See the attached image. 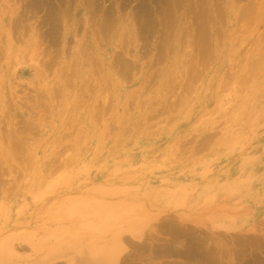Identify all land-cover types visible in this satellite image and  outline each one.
<instances>
[{
  "label": "rangeland",
  "instance_id": "rangeland-1",
  "mask_svg": "<svg viewBox=\"0 0 264 264\" xmlns=\"http://www.w3.org/2000/svg\"><path fill=\"white\" fill-rule=\"evenodd\" d=\"M17 1L0 0V24L2 23L0 25V46H2L1 48L3 49V51H1L2 49L0 50L2 55V59L0 61L3 62L2 64L0 63V182L4 179L2 182L3 185L0 184V264H47L48 262H51L49 264H84L85 261H94V259L98 256L103 259L100 261V263H102L105 259L111 260L110 257H112L111 255L114 251V246H120V243H122L118 242V236H127V240L128 238L131 240H129L130 243L126 240L127 242L123 245L125 246V249H127L126 251L128 253L130 252L132 257L135 258L136 254L139 253L137 251V246H139L140 243H144L146 241L152 242L153 240L155 243L163 241L159 238L170 239L169 234L166 231L164 232V228L166 230L165 226L170 223L172 226L175 225L174 228L180 226L182 228L184 226L189 228L190 226L189 229L197 233H200L201 231V233H203L204 231V234L209 237L211 234L212 236L215 235L213 244L219 242L226 246H231L230 238H242L245 237L244 234L249 235L260 230L264 232V225L262 226V223L264 224V39L262 37V34H264V32H262L264 31V24L262 25V23H264V6H261L263 4L257 6L258 2H264V0H254L255 2H253V0H242L243 2L241 0H205V2L204 0H200L201 3L199 0H195V2H193L195 4H193L191 0H164L165 2L163 0H152L153 4L157 1L154 5L160 4L158 7L150 4L152 2L149 0L148 3L154 8L145 3L147 0H144L145 2L141 0L145 3V13L142 12L143 14H141L142 4L140 5L139 3L142 2H140V0H98L99 2L97 7H99V10L102 11V8H107L108 10L103 9V11L100 12L95 6L96 9H94V13L91 11L93 10L92 7H94V0H90L93 4L89 0H87L88 3L86 0H80V2L79 0H70L73 2L76 1L73 4H76L77 6L71 5L69 0H54L55 3L54 1L52 2L55 7L58 4L60 6L63 5V7L65 5V8L61 7L62 11H65L63 14L65 19L63 18L59 21L60 25L58 27L60 28H58L56 38H51V35H46L48 34L47 31L51 34L53 23L49 21V24L46 20L44 21V19L47 18L48 13L46 11L47 8L45 6H43L44 8L42 7V3H40L41 8H38L39 14L37 13V15L32 13L33 11L31 8L28 9L35 0H33V2L32 0L31 2H28L29 0H22L18 4L16 3ZM57 1L64 2L63 4L61 2V5L60 3H57ZM187 1L191 5H196L197 8L198 5L203 4V2L206 4H203L202 7L200 6L202 8L201 11L198 10L200 8L196 9L194 7L197 10V13H195L196 11H193L195 9L191 10V5H188L189 3ZM27 2L30 6H28ZM78 2L83 5L81 6L80 4H77ZM89 2L92 5H89ZM181 2L183 3L181 4ZM251 2H253L252 4H256L255 8ZM26 3L27 5H24ZM84 3H87L86 6L89 10L85 9L87 7H85ZM179 3L182 5L180 8V5H178ZM13 4H15L16 7H14ZM69 4L73 6L71 8V11L73 12L67 10L71 7ZM95 4L97 5L96 2ZM68 5L70 7L67 8ZM139 5L141 8H139ZM248 5L251 8V10L248 9L249 12L247 11ZM23 6L27 7L24 8ZM89 6L91 7L89 8ZM21 7L25 10L20 9ZM259 7L262 10L258 9ZM16 8H19V14L22 13L21 15L24 14L25 16L27 14V17H25L26 20L31 14L34 15H31L33 20L30 18V21L27 20L28 22H24V16L19 15L21 18L23 17L22 19L20 18V21L18 13L13 15L20 21H14V26L16 23H23L21 25L24 27L20 25L23 28L19 25V27H17L16 25L15 28L19 29H16L18 35L16 32L15 35L22 37L24 41L22 38L19 37L22 40L21 41L15 36V38L20 40V43H23L20 44L18 40L15 42V40H13L15 38H13L14 36L12 34L10 39L14 43H12L9 50L7 40L10 39L8 38L9 31L7 29L13 25H10L11 23H9V18L11 17L10 15L12 14V11ZM147 8L150 11L153 10L152 15ZM167 8L168 10L166 11ZM221 8L225 14L222 12ZM41 9L43 11L40 12ZM104 10H107V14L104 13ZM170 10H172V12H168ZM186 10L188 12L190 10L191 11L189 13L186 12V14ZM220 10L223 15L220 14ZM88 11H91V13ZM98 11L99 13H104L102 14L103 17L101 15L96 17L99 14ZM147 11L149 13H147ZM157 11H159V13H157ZM205 11H207L206 14ZM160 12L162 13L161 16L159 15ZM86 13L91 14L92 16L94 15L95 20L93 21L92 19L94 18ZM95 13L98 14L96 15ZM113 13L115 14V17L113 15H109ZM121 13L125 18L121 16ZM146 13L149 14L150 17L149 15L148 17L145 16ZM245 13H247V15ZM43 14L45 17L41 19ZM140 14L142 16H140ZM188 14L190 15L187 17ZM7 15H9V17ZM133 16H135L134 20L136 21H132L134 18ZM151 16L157 20L154 21ZM169 16L171 18L173 16V20L169 18ZM105 17L110 18V20ZM14 18L15 17H13V19ZM99 18H101L100 21ZM102 18L109 21H102ZM111 18H116L117 20L115 21ZM5 19L8 21L7 24L4 21ZM37 19L39 20L38 24ZM82 19L84 21H81L83 26L79 22ZM97 19L99 21V25L96 21ZM187 19L189 24L187 23ZM137 20H139V22L142 20L146 21V24L143 23L144 21L141 22V25H144V27H141L140 25V27L144 30L138 27L143 32L136 29L139 25ZM195 20L197 23H195ZM156 21L158 22L153 23ZM61 22L63 23L61 24ZM103 22L106 24L105 26ZM111 22L113 26L111 25ZM29 23L30 25H28ZM89 23L93 24V27ZM109 23L112 26V31H110L111 26ZM113 23H115V25ZM186 23L188 26H186ZM8 24L10 25L9 27H7ZM48 24L51 26L49 27ZM107 24L109 25V28L107 27ZM157 24L158 26H156ZM202 24H207L206 26L208 28L204 25L202 26ZM250 24H253V27H251ZM31 25H33V28ZM101 25L104 26L105 29H103ZM168 25L175 26H172L174 31ZM199 25L203 28L201 27L202 30L200 29V31H197L196 27L200 28ZM254 25L256 26L254 27ZM40 26L42 27L41 30ZM4 27L5 30H7L6 32ZM91 27L92 30L95 27L98 31H94V34H91ZM145 27H148L151 31L152 29L155 30L151 32ZM164 27L165 29H163ZM166 27L168 29H166ZM205 27L209 30H206ZM24 28L28 32L26 33L28 36L25 34L26 38L23 35L24 32H26ZM186 28L189 29V31ZM18 30L20 31L18 32ZM130 30L132 31V34L134 33L133 36ZM162 30L164 32L162 34H164L163 36L165 37L164 41L166 44L162 41L160 42V36H162L160 34ZM185 30H187V32ZM195 30L197 32H195ZM107 31H110L112 35ZM145 31L148 34H146ZM169 31H171V33H169ZM11 32L13 33V29H11ZM39 32L42 35H40ZM77 32H79V34ZM96 32L99 34L96 35ZM102 32L107 33V37H105L106 35L102 34ZM182 32L185 33V35ZM36 33L40 35V38ZM85 33L89 34L86 36ZM138 33L140 35L146 34L147 36L143 37L144 35H142V39L141 37H138ZM186 33L188 35H186ZM260 33H262L261 36H258ZM3 34H5L4 37L6 36L5 38L2 37L4 40L6 39L4 42L1 39ZM65 34H68L67 37L64 36ZM148 35L152 36L149 37ZM85 36L90 40L91 44H89V46V42L87 43L89 40H87ZM97 36L101 39L102 44L98 43L100 42L98 41L99 39L96 40L98 38ZM41 37L46 40L44 39L45 41L43 42ZM91 37L92 40L94 39L95 41H92ZM204 37H207L208 39H203ZM32 38H35L34 40L38 38V42L32 41ZM124 38L128 47L123 46L125 45ZM144 38L146 42L144 41L143 43L141 41L144 40ZM146 38L149 39V42ZM39 39H41V42H39ZM69 39L71 40L69 41ZM138 39L141 41H138ZM197 40L198 43H196ZM205 40L206 43L207 40H210V43L205 44ZM83 41L85 44H83ZM1 42H3V44ZM33 42H35V45ZM36 42L39 45L40 43L45 44H43L41 48L38 47L39 45L36 48ZM67 42H71L70 45H67ZM136 43L139 46L136 47ZM158 43L163 44L156 48ZM197 44L198 47L196 46ZM91 45L96 49V51L91 47ZM129 45L131 47H129ZM50 46L52 52H49ZM87 46L88 48H86ZM32 47L40 50L37 51L35 49L36 51L34 50V54ZM163 47L166 49H163L165 54L163 52L158 55L157 49L159 48L158 51L160 52V49ZM57 48L59 50H57ZM131 48H134V52L128 51L131 50ZM17 49H20L18 50V53L15 52ZM84 49H87L85 51L87 55L84 53ZM171 49L173 50V53L170 52ZM203 49L205 50L202 51V54L205 52V54L207 53L206 55L209 56V53L212 52V55L210 54V59L213 58L212 62L209 60V57L207 60H205L206 56L203 58L204 55L202 56L200 53ZM47 50L49 52L48 54L53 53L54 51H58L60 54L58 53V55H56L57 52H55V54L53 53V56L49 55L50 58H53L50 59L47 55ZM92 50L95 52L97 57L96 58L94 56V60H96L95 62L93 61L96 67L95 69L92 64L93 56L89 55L90 53L94 55ZM121 50L123 51V54H125V58L128 57V59L126 58L128 61H134L131 64L133 65L132 67H125L130 64V61L128 62L129 64L126 61V63L124 62L125 58L120 56L122 52L119 51ZM22 51L25 52L23 53ZM30 51L33 54L30 53ZM41 51H46V53L40 54ZM68 51L70 52L67 55ZM141 51H144L143 53L147 51L148 53L146 52V54H143ZM39 54L40 56L45 54V59H43L42 56L39 57ZM118 54L119 58L117 57ZM15 55L17 57L16 61L14 57ZM27 55L30 56V59ZM34 55L36 58L37 56L41 58L44 65L39 63L42 62L40 61L41 59H36ZM55 55L57 58H55ZM201 56L206 61H204L205 63H207V61L210 62L207 64L204 63V65H208V68L204 66L207 70L204 68L202 69L203 65L200 67L198 66V63H203V60L199 58ZM114 57L117 60L119 59L118 61L121 60V62H124L126 65L124 64V67H122V65L120 67L121 63L119 62V64L117 60L114 61ZM121 57L123 58V61ZM47 59L50 60L45 63ZM98 61L102 62L101 65ZM12 62L16 64L13 65ZM135 62H138V67ZM257 63L258 65H256ZM48 65H54L53 67L55 68L53 69V67L50 66L53 69L52 70ZM262 65V70L257 72V69ZM13 66H15V70L12 69ZM45 66L49 67L47 68L48 70H51L50 78L49 74L47 76L49 71L45 70ZM69 66L71 67L69 68ZM63 72L65 73L64 77H62ZM199 72L200 74H203L200 75ZM123 73L130 76V78H125L127 76L122 77L124 75ZM128 73L132 75H129ZM193 73L197 75V78L194 77L195 75ZM255 73L259 74L258 76L255 75V77H258L255 78L256 80L252 79L254 78ZM42 74H45L46 78L45 76L43 77ZM66 75L67 78H65ZM198 76L200 77V80ZM186 77L188 80L184 79ZM228 77L230 79H228ZM43 78L45 79L43 80ZM88 79L90 80L89 82ZM183 79L184 81L182 82ZM39 80L41 81V85L38 87V83L40 84V82H38ZM232 80H235V84ZM259 80L261 82H259ZM74 82L76 84H74ZM93 83V87H100L97 89L92 88L91 84ZM107 83H109L111 87ZM89 86H91V88ZM229 86H232L230 88L234 89H236V86L237 91L229 89ZM56 87L58 88V91L56 90ZM107 88L109 91H106V93H111L109 94L111 96L108 94L105 95L109 96L106 97L109 100L108 105H110L109 102L112 104L110 109H106V107L109 106H105L107 101L103 98L105 96L101 97L105 89L108 90ZM247 89H250V91ZM54 90L57 91V95H55L56 92ZM7 94L9 95V100H6L8 97ZM13 94L15 96H13ZM38 94L43 95L38 97ZM180 94L183 95L181 96ZM14 97H16L17 100L20 98V100L17 101ZM47 97L49 99H47ZM28 98L31 99L33 103L29 101ZM110 98L113 102L110 101ZM23 100L24 102H22V105L19 101ZM243 100H245V103H243ZM10 101H12V106L14 104L12 107L14 111L11 110ZM104 101L105 103H103ZM24 103L28 104L29 107ZM41 103H43V105ZM44 104H46L45 107H47V109L43 108ZM99 104H101V106ZM8 106L10 108L9 110ZM30 109L31 112H36L37 118L35 117L36 115H34V112L33 114L30 112ZM99 109H102L103 112L100 110L102 115L104 113L103 116L100 115V117H102L100 119H98L99 115H96ZM230 109L233 112H231ZM7 110L9 113L11 111L12 117L8 116L10 114H8ZM42 110L44 113L41 112ZM76 110L78 111L76 112ZM17 111H19V113ZM104 111L107 113L109 111V113L107 114ZM77 113L78 117L76 116ZM15 114L17 115V118ZM18 114L19 116L21 114L23 118L19 117ZM41 114L43 116L44 114L47 115L50 119H45L46 116L41 118ZM95 115L97 119L95 118ZM20 118L22 119L20 120ZM34 118H36V120H34ZM103 119L105 122H103ZM4 120L6 121L4 122ZM26 120L31 124H29L30 127L33 125L31 128L29 127V131L25 124ZM100 120L102 124L101 122H98ZM225 121L226 123L228 122V124H230V122L232 124L228 126V124H225ZM16 122H20V128L16 125ZM114 122L117 123L113 124ZM21 123L24 124L21 125ZM111 124V127L114 128V125L117 127L113 130L110 127ZM62 125L63 128H61ZM100 125L102 126L100 127ZM4 126H6L5 128L7 130ZM2 127L6 130L4 131L5 135L3 134ZM22 127L26 128L25 132L23 131L25 128ZM21 129L23 130L21 131ZM109 129L110 131L112 130V132H109ZM33 130L36 133L39 131V133L34 134ZM11 131L16 137H18L17 139L22 140L24 136L25 139L28 138V141L25 142L26 144L24 143L25 146L21 145L23 144V139L19 148L25 152L22 153L21 150L19 153L17 152L19 144H16V142L19 140L17 141ZM19 131L24 132L26 135L20 133ZM221 131L222 133H220ZM16 132H19L21 135L19 136V133L17 135ZM64 134H67V136ZM4 136H6V141L3 140ZM63 136L64 138H62ZM62 139L63 141H61ZM200 141L202 143L200 144L201 146L199 145ZM16 145H18V147ZM13 146L14 149H12ZM22 146L24 149H22ZM64 146H67V150L68 148L71 149L67 151L65 150L66 148H64V151H66L64 152L62 151ZM15 149L17 150V153L13 152ZM67 152H69V154H66ZM18 154L22 158H20ZM14 156H16L17 159ZM18 160H22L20 161L21 163ZM15 167L17 168L15 169ZM14 170L17 171L15 172ZM46 171L48 172L46 173ZM3 172L4 174H2ZM68 177L70 178L68 179ZM112 189H114L113 192L115 191V194L112 193V191L110 192ZM125 191L127 193H125ZM94 197L97 198L98 202L103 201L105 204H111V207H113L110 208L112 213H110L111 211H109V209H106L107 211L105 212L108 213L109 211L110 215L106 214V217L105 215L103 216L105 218L102 219V227L100 230L99 228L98 231L92 227L87 228L85 226L90 225V223H85L86 225L82 224L86 229V231H84L85 229H83L81 224L73 223L71 221L70 218L72 215L70 214H75L76 212L71 209L72 206L69 207V204L70 202H79L81 199H95ZM125 199L128 201L126 202L127 204L130 202L129 200L132 201L130 204L131 206H135L136 203H139L142 204L141 206H144V208L139 210L141 207L139 206L140 208L138 209L136 208L138 205H136V212H133L134 208H131L132 210L129 209L130 212L129 210H126V212L128 211L127 213L124 212L125 210H121V214L119 213V216L117 215L119 212V208L117 206L119 204L123 205L126 201ZM113 201H116L117 204L116 202L112 203ZM69 210H71V212ZM96 212L98 213L97 210ZM101 212H104L103 208H101ZM109 217H112L113 221L112 218L109 219ZM103 221H106V223ZM91 222H93V220H91ZM83 233H86V237L80 235ZM233 234L237 235L233 236ZM252 235H249V237ZM224 239L228 241V244ZM155 243L153 245H155ZM126 251L124 250L123 255L127 254ZM144 252L142 256L139 254L136 257L138 260L136 262L137 264H163L165 261L166 264H172L170 262L176 261L174 259H167L164 261L163 257L151 255L149 250L148 252L147 250ZM143 255L146 256V260H144L145 257Z\"/></svg>",
  "mask_w": 264,
  "mask_h": 264
},
{
  "label": "bare ground",
  "instance_id": "bare-ground-1",
  "mask_svg": "<svg viewBox=\"0 0 264 264\" xmlns=\"http://www.w3.org/2000/svg\"><path fill=\"white\" fill-rule=\"evenodd\" d=\"M5 1V0H4ZM12 1V0H11ZM17 1V0H16ZM20 1H22V0H20ZM20 1H17L16 3L18 4ZM24 1V0H23ZM28 1V0H27ZM52 1H54V0H35L34 2H33V0H32V2H33V4H31V6L29 5V3L28 2H31V0H29L27 3H28V6H30L28 9H32V13H34V14H37L38 13V8H41V5H42V7L43 6H45L46 8V11H47V13H48V15H47V18L46 19H44V21L46 20L47 21V23H49V21L51 22V23H53V25H52V31H51V34H49V31H47V33L48 34H46V35H51V38L53 37V38H56V34H57V31H58V28H60V27H58L59 25H60V23H59V21H60V19H63L64 18V13H65V11L63 12L62 11V8L61 7H63V2L64 1H66V0H64L63 2H62V4H61V2L59 1H57V3H60L62 6H60L59 4V6L58 5H56V7H55V5H54V3H55V1H54V3L52 2ZM70 1V0H69ZM76 1H78V0H76ZM75 1V2H76ZM82 1V0H81ZM90 1V0H89ZM93 1V0H92ZM92 1H90L91 3H92ZM102 1V0H101ZM106 1V0H105ZM118 1V0H117ZM144 1V0H143ZM148 1L149 0H147V2H145L146 4H148L149 6H151L150 4H153V1L151 0V2L152 3H148ZM159 1V0H158ZM164 1V0H163ZM168 1V0H167ZM190 1V0H189ZM192 1V3L193 2H195V0L193 1V0H191ZM198 1V0H197ZM240 1V0H239ZM242 1V0H241ZM248 1V0H247ZM9 2V1H8ZM75 2H73V1H70L69 3H71V5H76V4H73V3H75ZM79 2H80V0H79ZM77 3V4H80V3ZM85 2V1H84ZM86 2L88 3V1L86 0ZM89 2V3H90ZM95 2L97 3V5L95 4ZM98 0L97 1H95L94 0V7H92L93 8V10H91L92 11V13H94L95 12V10L94 9H96L95 8V6L97 7L98 6ZM140 2H142L141 0H140ZM157 2V1H156ZM155 2V3H156ZM162 2V1H161ZM165 2V1H164ZM188 2V1H187ZM199 2H200V0H199ZM204 2H205V0H204ZM203 2V4H206V3H204ZM214 2V1H213ZM224 2V1H223ZM237 2V1H236ZM243 2V1H242ZM253 2H255L254 0H253ZM253 2H251V4L253 3ZM14 3H15V1H14ZM24 3V2H23ZM27 3L26 4H24V5H27ZM40 3H42L41 5H40ZM56 3V4H57ZM68 3V2H67ZM86 3V4H87ZM89 4V5H92V4ZM103 3V2H102ZM139 3V2H138ZM145 3H139L140 5L142 4V8L140 7V5H139V8H141L142 9V11H141V14H143V13H145ZM154 3V4H155ZM159 3V2H158ZM183 2H181V4H182ZM185 3V2H184ZM189 3V2H188ZM201 3V2H200ZM260 3V4H259ZM4 4V3H3ZM9 5H11L10 3H8ZM21 4V3H20ZM66 4V3H65ZM86 4L84 3V5H85V7H87L86 6ZM153 4V6H157L158 7V5H160V4H158V5H154ZM162 4V3H161ZM193 4H195V3H193ZM192 4V5H193ZM196 4H199V3H196ZM203 4H201V5H198V8H200V9H198L197 7H196V5H191L190 3L188 4V5H191L189 8L191 9V10H193V9H198L199 11H201V7L203 6ZM213 4V3H212ZM247 4V3H246ZM250 4V5H251ZM261 4H263V5H261ZM14 5V7H16L15 6V4H13ZM70 5V4H69ZM67 6V8L68 7H70V6ZM81 5V4H80ZM83 5V4H82ZM81 5V6H82ZM101 5V4H100ZM176 5V4H175ZM178 5H180V3L178 4ZM215 5V4H214ZM253 6H254V8L256 7L255 5V3L254 4H252ZM258 5H261L262 7L264 6V2L263 1H261V2H258L257 3V6ZM22 6V5H21ZM38 6H40V7H38ZM77 6V5H76ZM76 6H74V7H76ZM149 6H148V8H149ZM153 6H151L152 8H154ZM177 6V5H176ZM182 5H180L179 6V8L181 7ZM201 6V7H200ZM217 6H219V5H217ZM17 7H18V5H17ZM24 8H26L25 6H23ZM23 7H21L20 9H23V10H25ZM73 6H71L70 7V9L68 8L67 10H70L71 11V8H72ZM91 6H89V8H90ZM102 7V6H101ZM113 7V6H112ZM120 7V6H119ZM122 7H123V5H122ZM136 7V6H135ZM134 7V8H135ZM147 7V6H146ZM156 7V8H157ZM195 7V8H194ZM219 7H221V6H219ZM7 8V7H6ZM44 8V7H43ZM63 8H65V5H64V7ZM77 8V7H76ZM82 8V7H81ZM98 8V10H99V7H97ZM124 8V7H123ZM147 8V9H148ZM170 8H171V6H170ZM188 8V9H189ZM217 8V7H216ZM234 8V7H233ZM44 9V10H45ZM82 9H84V8H82ZM85 9H88V7L87 8H85ZM103 9H107V8H102V11H103ZM111 9V8H110ZM138 9V8H137ZM150 9V8H149ZM148 9V10H149ZM173 9V8H172ZM193 10V11H196L195 13H197V10ZM218 9V8H217ZM220 9V8H219ZM248 9H250L251 10V8L249 7V5L247 6V11H248ZM258 9H261L260 7L258 8ZM11 10V9H10ZM18 10H19V8H16L14 11H12V14L10 15L11 17L9 18V23H11L10 25H12L13 24V22L14 21H16V22H18L19 20H20V18L21 17H19V15L20 16H24V18L25 17H27V14H26V16L23 14V15H21L22 13H18ZM27 10V9H26ZM64 10V9H63ZM89 10V9H88ZM108 10V9H107ZM106 10V11H107ZM151 10V9H150ZM149 10V12H151V15H152V12H153V10L152 11H150ZM156 10V9H155ZM158 10V9H157ZM161 10V9H160ZM168 10V8L166 9V11ZM179 10V9H178ZM190 10V11H191ZM215 10V9H214ZM221 10H222V8H221ZM221 10H220V14L223 12V10H222V12H221ZM239 10V9H238ZM252 10H254V9H252ZM262 10V9H261ZM4 11V10H3ZM28 11V10H27ZM30 11V10H29ZM41 11H43L42 9L40 10V12ZM75 11V10H74ZM91 11H88V12H90L91 13ZM94 11V12H93ZM100 11V10H99ZM99 11H98V13H99ZM102 11H100V12H102ZM105 10H104V13H106L107 14V12H106ZM111 11V10H110ZM115 11V10H114ZM113 11V12H114ZM140 11H139V13H140ZM189 11V12H190ZM192 11V12H193ZM218 11V10H217ZM7 12V11H6ZM8 12H9V10H8ZM71 12H73V11H71ZM84 12H85V10H84ZM118 12V11H117ZM120 12H122V11H120ZM119 12V13H120ZM136 12H137V10H136ZM143 12V13H142ZM148 11H147V13H149ZM162 12V11H161ZM160 12V16H161V13ZM168 12H172V10H170V11H168ZM167 12V13H168ZM177 12V11H176ZM189 13L187 10L185 11V13ZM206 12L207 11H205V14H206ZM209 12V11H208ZM249 12V11H248ZM10 13H11V11H10ZM16 13H18V18H19V20H18V18H16V16H13L14 14H16ZM30 13V12H29ZM46 13V12H45ZM98 13H95L96 15L98 14ZM104 13H99L98 14V16H96V17H99V15H101L102 16V14H104ZM115 13V12H114ZM109 14V15H115V14ZM118 13V14H119ZM138 13V14H139ZM146 13V15L145 16H147L148 17V15L149 14H147ZM157 13H159V11H157ZM180 13V12H179ZM186 13V14H187ZM194 13V12H193ZM194 13V14H195ZM217 13H219V12H217ZM224 13V12H223ZM251 13V12H250ZM259 13V12H258ZM6 14V13H5ZM34 14H31L32 16L34 15ZM39 14V13H38ZM37 14V15H38ZM69 14V13H68ZM71 14H73V13H71ZM76 14H77V12H76ZM76 14H74V15H76ZM79 14V13H78ZM86 14H88V13H86ZM122 14V13H121ZM140 14V16H142ZM172 14V13H171ZM170 14V15H171ZM174 14V13H173ZM181 14V13H180ZM225 14V13H224ZM246 15H247V13H245ZM9 15H7L8 17H9ZM31 15H30V17L27 19V20H29L30 21V18L32 19V17H31ZM73 15V16H74ZM88 15H91V14H88ZM137 15V14H136ZM183 15V14H182ZM185 15V14H184ZM190 14H188L187 15V17L189 16ZM201 15V14H200ZM221 15H223V14H221ZM220 15V16H221ZM252 15V14H251ZM250 15V16H251ZM77 16V15H76ZM85 16V15H84ZM92 16V15H91ZM121 16H123V14L121 15ZM138 16V15H137ZM157 16H158V14H157ZM165 16H166V12H165ZM186 16V15H185ZM195 16V15H194ZM193 16V17H194ZM197 16V15H196ZM198 16H199V14H198ZM197 16V17H198ZM205 17H207L206 15H204ZM216 16H218V15H216ZM230 16V15H229ZM249 16V17H250ZM257 16H258V14H257ZM13 17H15L14 19H13ZM35 17V16H34ZM33 17V18H34ZM45 17V15L43 14V16H42V18L41 19H43ZM66 17V16H65ZM68 17H69V15H68ZM86 17V16H85ZM84 17V18H85ZM94 19H92L93 21L95 20V17H94V15L92 16ZM103 17V16H102ZM115 17V16H114ZM113 17V18H114ZM116 17H117V15H116ZM134 18H133V20L132 21H136V20H134L135 19V16H133ZM144 17V16H143ZM149 17H150V15H149ZM182 17V16H181ZM186 17V18H187ZM263 17H264V15H263ZM23 18V17H22ZM21 18V19H22ZM23 18V20H24V22L25 21H27L26 20V18L24 19ZM36 18V17H35ZM37 18H40V17H37ZM106 19H109L110 20V18H108V17H105ZM103 19L102 18V21H109V20H106V19ZM120 18V17H119ZM123 18H125L124 16H123ZM145 18V17H144ZM151 18H152V16H151ZM169 18H171L170 16H169ZM168 18V19H169ZM172 18H173V16H172ZM171 18V19H172ZM182 18H184V17H182ZM210 18V17H209ZM221 18V17H220ZM65 19V18H64ZM75 19V18H74ZM76 19H79V18H76ZM86 19V18H85ZM112 19V18H111ZM139 19V18H138ZM152 19H154V18H152ZM152 19H150V20H152ZM176 19V18H175ZM189 19V18H188ZM188 19H187V23H188ZM218 19V18H217ZM223 19V18H222ZM221 19V20H222ZM7 20H8V18H7ZM6 19L4 20L5 21V23L7 24L8 23V21H7ZM22 20V21H23ZM33 20V19H32ZM70 20H71V18H70ZM73 20V19H72ZM87 20V19H86ZM89 20V19H88ZM101 20V18H99V21ZM112 20H117L116 18L115 19H112ZM146 20V19H145ZM145 20H142V21H144L143 23H145L146 21ZM147 20H148V18H147ZM155 20H157L156 18L154 19V21ZM165 20V19H164ZM173 20V19H172ZM223 20H225V19H223ZM258 20V19H257ZM7 21V22H6ZM21 21V20H20ZM19 21V22H20ZM38 21V22H37ZM37 21H35V22H37V24L39 23V20L37 19ZM42 21V20H41ZM63 21H66V20H63ZM68 21V20H67ZM75 21H77V20H75ZM74 21V22H75ZM79 21V20H78ZM81 21L82 22H84L83 21V19L82 20H80L79 22L81 23ZM91 21V20H90ZM97 22H98V25H99V21H98V19L96 20ZM119 21V20H118ZM141 21V20H140ZM141 21V22H142ZM149 21V20H148ZM147 21V22H148ZM176 21V20H175ZM196 21V20H195ZM201 21V20H200ZM237 21V20H236ZM264 21V20H263ZM15 22V23H16ZM28 22V21H27ZM26 22V23H27ZM43 22V21H42ZM123 22H124V20H123ZM137 22H138V26H137V28L136 29H139L138 27H140V25L142 24L141 22H139V20H137ZM136 22V23H137ZM158 21H156V22H153V23H157ZM174 22V21H173ZM190 22V21H189ZM199 22V21H198ZM245 22V21H244ZM259 22H260V19H259ZM31 23V22H30ZM30 23L28 24V25H30ZM47 23L45 22V24L47 25ZM63 22H61V24H62ZM66 23V22H65ZM72 23H73V21H72ZM79 23V24H80ZM104 23V22H103ZM135 23V24H136ZM162 23H163V19H162ZM187 23H186V26H188L187 25ZM195 23H197V21L195 22ZM205 23V22H204ZM234 23V22H233ZM240 23V22H239ZM250 23V22H249ZM2 24V23H1ZM0 24V25H1ZM21 24H23V23H21ZM21 24H17L16 23V25H17V27H19ZM32 24V23H31ZM50 24V23H49ZM48 24V26L50 27L51 25H49ZM89 24H91V23H89ZM114 25H115V23H113ZM146 24V23H145ZM166 24V23H165ZM168 24V23H167ZM172 24V23H171ZM189 24V23H188ZM194 24V23H193ZM200 24V23H199ZM210 24V23H209ZM264 23H262V25H263ZM9 24L7 25V27H9L10 26ZM16 25L14 26V24L12 25V26H10V28L9 29H7L9 32H8V38L10 39V37L12 36V34H13V38H15V32L17 31L16 29H19V28H15L16 27ZM19 25V26H18ZM33 25H35V24H33ZM33 25H31V27L33 28ZM70 25V24H69ZM72 25V24H71ZM81 25L83 26V24L81 23ZM85 25H87V24H85ZM93 24H91V26H92ZM103 25V24H102ZM101 25V27H103V29H105L104 28V26L106 25L105 23H104V26H102ZM109 25H110V23H109ZM108 24H107V27L109 26ZM111 25H112V22H111ZM110 25V26H111ZM148 25V24H147ZM170 25V24H169ZM168 25V26H169ZM195 25V24H194ZM206 26L205 24H202V26ZM253 25V24H252ZM251 24H250V26L251 27H253ZM21 26H23V25H21ZM20 26V27H21ZM68 26V25H67ZM113 26V25H112ZM112 26L110 27L111 28V30L110 31H112ZM118 26V25H117ZM129 26H131V25H129ZM135 26V27H136ZM144 27V25H141V27ZM149 26H150V24H149ZM152 26V25H151ZM156 26H158V24L156 25ZM172 26L173 25H171V26H169V27H171L172 28ZM200 26V28L199 27H196L197 28V31H200V29H201V25H199ZM256 25H254V27H255ZM264 26V25H263ZM6 27V26H5ZM5 27H4V30H5ZM24 27V26H23ZM23 27H21V28H23ZM30 27V26H29ZM29 27H28V32H29ZM30 27V28H31ZM41 27V26H40ZM39 27V28H40ZM62 27V26H61ZM71 27V26H70ZM86 27V26H85ZM93 27V26H92ZM92 27H91V31H92V33H91V31H90V33L91 34H94V31H98V30H96V28L94 27V29L92 30ZM140 27V28H141ZM173 27H175V26H173ZM207 27V26H206ZM205 27V29L206 30H209V29H207ZM245 27V26H244ZM249 27V26H248ZM15 28V29H14ZM26 28V27H25ZM24 28V29H25ZM37 28V27H36ZM74 28V27H73ZM109 28V27H108ZM115 28V27H114ZM113 28V29H114ZM131 28V27H130ZM146 28V27H145ZM151 28V27H150ZM153 28H154V26H153ZM156 28H158V27H156ZM160 28H162V27H160ZM203 28V27H202ZM261 28V27H260ZM11 29H13V33L11 32ZM27 29V28H26ZM26 29H25V31H26ZM42 29V27L40 28V30ZM70 29H72V28H70ZM135 29V30H136ZM142 30H144L143 28H141ZM141 29H139V30H141ZM146 29H148V27L146 28ZM163 29H165V27L163 28ZM166 29H168L167 27H166ZM174 28H172V30H173ZM187 29V28H186ZM235 29V28H234ZM246 29V28H245ZM249 29H250V27H249ZM3 30V31H4ZM7 30H5V32L7 31ZM21 30V29H20ZM20 30H18V32L20 31ZM23 30V29H22ZM37 30V29H36ZM39 30V29H38ZM39 30V31H40ZM60 30V29H59ZM79 30V29H78ZM107 30V29H106ZM138 30V31H139ZM141 30V31H142ZM149 30V29H148ZM148 30H147V32H148ZM153 30H155V29H152V31ZM188 31H189V29H187ZM187 30H185L186 32H187ZM190 30H191V28H190ZM202 30V29H201ZM264 30V29H263ZM71 31V30H70ZM77 31V30H76ZM109 31V32H110ZM115 31V30H114ZM131 31V30H130ZM137 31V32H138ZM149 31H151V30H149ZM151 31V32H152ZM159 31V30H158ZM174 31V30H173ZM196 30H195V32H197ZM260 31V30H259ZM4 32V33H5ZM27 31L26 32H24V37L27 35L26 33H28ZM63 32V31H62ZM68 32V31H67ZM73 32V31H72ZM86 32H88V31H86ZM108 32V31H107ZM108 32V33H109ZM134 32V31H133ZM143 32V31H142ZM141 32V33H142ZM184 32V31H183ZM182 32V33H183ZM201 32H203V31H201ZM204 32H205V30H204ZM215 32V31H214ZM249 32V31H248ZM262 32H264V31H262ZM78 34H79V32H77ZM125 33H126V31H125ZM145 33H146V31H145ZM149 33V32H148ZM148 33H146V34H148ZM154 33V32H153ZM158 33V32H157ZM162 33H164L163 32V30L161 31V34L160 35H164V34H162ZM169 33H171V31H169ZM173 33V32H172ZM244 33H245V31H244ZM16 34H17V32H16ZM20 34V33H19ZM26 34V35H25ZM37 34V33H36ZM39 34H40V32H39ZM37 34L38 36H39V38H40V35H42V34ZM60 34V33H59ZM62 34V33H61ZM86 34V33H85ZM87 34H89V33H87ZM87 34H86V36H87ZM99 34V33H98ZM97 34V32H96V35H98ZM102 34H105L106 36L105 37H107V33H103L102 32ZM101 34V35H102ZM110 34H111V32H110ZM131 34H132V31H131ZM139 34V33H138ZM144 35V34H139V36L138 37H141L142 35H144L143 37H145V36H147V35ZM184 35H185V33H183ZM259 34V33H258ZM261 34L262 33H260V35H258V36H261ZM4 35L5 34H3L2 36H1V39H2V41L4 42L5 40L3 39V38H5L4 37ZM18 35V34H17ZM67 35L68 34H65L64 36L65 37H67ZM73 35H74V33H73ZM77 35V34H76ZM112 35V34H111ZM127 35V34H126ZM134 35V33L132 34V36ZM169 35H171V34H169ZM186 35H188L187 33H186ZM199 35H201V34H199ZM263 36V39H264V34H262ZM28 36V35H27ZM37 36V37H38ZM58 36V35H57ZM75 36V35H74ZM86 36H85V38H86ZM92 36H94V35H92ZM109 36V35H108ZM128 36V35H127ZM149 37H151L152 35H148ZM162 36H160V38L162 39H160V42L162 41L163 43H165V41H164V36L162 37ZM173 36V35H172ZM213 36H214V33H213ZM3 37V38H2ZM16 37H18V36H16ZM20 37V36H19ZM18 37V39H20V38H22V37H20L19 38ZM46 37V36H45ZM48 37H50V36H48ZM95 37V36H94ZM98 38L96 39V40H98L99 39V36H97ZM105 37H103V38H105ZM111 37V36H110ZM124 37H125V35H124ZM143 37H141L142 39H143ZM184 37H186V36H184ZM26 38V37H25ZM44 38V37H43ZM47 38V37H46ZM126 38H129V37H126ZM199 38V37H198ZM207 38V37H206ZM205 37L203 38V39H206ZM224 38V37H223ZM260 39H262L261 37H259ZM17 38H15V39H13V40H15V42H17V40H18ZM23 39V38H22ZM33 40L32 41H37L38 40V38L36 39V40H34L35 38H32ZM41 39H42V37H41ZM41 39H39L40 41L39 42H41ZM45 39V38H44ZM44 39H42L43 40V42L46 40H44ZM71 39H72V37H71ZM71 39H69V41L71 40ZM77 39V38H76ZM87 40H89L88 38H86ZM112 39V38H111ZM147 40H148V42H149V39L148 38H146ZM182 39V38H181ZM208 39V38H207ZM210 39H211V36H210ZM232 39V38H231ZM21 40V39H20ZM20 40H18L19 41V43H20ZM48 40H50L49 38H48ZM86 40V41H87ZM91 40H92V37H91ZM94 40V39H93ZM92 40V41H93ZM126 40H128V39H126ZM140 39H138V41H139ZM195 40V39H194ZM200 40V39H199ZM213 40V39H212ZM233 40V39H232ZM241 40V39H240ZM255 40V39H254ZM258 40V39H257ZM22 41V40H21ZM23 41H24V39H23ZM95 41V40H94ZM98 41H100V42H98V43H100V44H102V41H101V39H99ZM124 41H125V38H124ZM141 41V40H140ZM144 41H145V38H144V40H142L141 42H143L144 43ZM183 41V40H182ZM196 41V40H195ZM260 41V40H259ZM3 42H1L2 44H3ZM7 45H8V49L10 48V46L12 45V43H14L11 39L10 40H7ZM38 42V41H37ZM36 42V48H37V46L39 45L38 43ZM50 42H51V40H50ZM61 42V41H60ZM72 42H73V40H72ZM80 42V41H79ZM89 42V43H88ZM146 42V41H145ZM177 42V41H176ZM200 42V41H199ZM202 42V41H201ZM19 43H17V44H19ZM23 43V42H22ZM22 43H20V44H22ZM34 43V45H35V42H33ZM69 43V44H68ZM70 43L71 42H67V45H70ZM87 43H88V46H89V44H91L90 43V40L89 41H87ZM86 43V44H87ZM96 43V42H95ZM125 43V45H123L124 47H128L127 45L128 44H126L127 42L125 41L124 42ZM123 43V44H124ZM163 43H158V45L156 46V48L159 46L160 47V45H162ZM170 43V42H169ZM186 43V42H185ZM195 43V42H194ZM196 43H198V40H197V42ZM195 43V44H196ZM210 43V40H207V43H206V40H205V44H209ZM213 43V42H212ZM258 43V42H257ZM262 43V42H261ZM42 43H40V45L38 46V47H40L41 48V46H43V44H45V43H43L42 45H41ZM55 44V43H54ZM60 44V43H59ZM83 44H85L84 43V41H83ZM148 44H150V43H148ZM166 44V43H165ZM164 44V45H165ZM192 44H193V42H192ZM220 44V43H219ZM260 44V43H259ZM15 45H16V43H15ZM31 45V44H30ZM49 45V44H48ZM93 45V44H92ZM92 45H91V47H92ZM133 45V44H132ZM142 45V44H141ZM145 45H146V43H145ZM170 45V44H169ZM213 45V44H212ZM52 46V45H51ZM51 46H50V51L49 52H52V50H51ZM88 46L86 47V48H88ZM98 46V45H97ZM102 46V45H101ZM122 46V47H123ZM137 46H139L137 43H136V47ZM171 46V45H170ZM176 46V45H175ZM197 47H198V44L196 45ZM200 46V45H199ZM2 46H0V50L2 49L1 48ZM22 47H23V45H22ZM31 47V46H30ZM45 47V46H44ZM58 47V46H57ZM69 47V46H68ZM77 47V46H76ZM80 47V46H79ZM84 47V46H83ZM82 47V48H83ZM104 47V46H103ZM129 47H131L130 45H129ZM147 47H149V46H147ZM211 47V46H210ZM216 47V46H215ZM214 47V48H215ZM260 47V46H259ZM4 48V47H3ZM6 48H7V46H6ZM18 48V47H17ZM21 48V47H20ZM35 48V49H36ZM56 48V47H55ZM70 48V47H69ZM82 48H81V51H82ZM92 48H94V47H92ZM150 48V47H149ZM172 48V47H171ZM181 48V47H180ZM212 48V47H211ZM32 49H33V51L35 50L33 47H32ZM78 49V48H77ZM117 49V48H116ZM127 49V48H126ZM130 49V48H129ZM159 49V48H158ZM158 49H157V52H158V55H160L161 53H163L164 51H163V49H165L164 47L163 48H161L160 50L162 51H158ZM168 49H170V48H168ZM173 49V48H172ZM171 49V53H173L172 50ZM194 49H195V47H194ZM260 49V48H259ZM10 50V49H9ZM16 50V49H15ZM18 50H20V49H17V51H15L16 53H18ZM37 50V49H36ZM35 50V51H36ZM40 50V49H39ZM39 50H37V51H39ZM57 50H59L58 48H57ZM68 50H70V49H68ZM87 49H84V53H85V51H86ZM91 50V49H90ZM94 50L96 51V49L94 48ZM120 50V49H119ZM123 50V49H122ZM119 51V52H122V54H123V51ZM134 50V48L132 49L131 48V50H128L129 52H132ZM166 50V49H165ZM205 49H203V50H201L200 51V53L202 54V51H204ZM1 51H3V49L1 50ZM0 51V52H1ZM5 51H7V50H5ZM35 51H34V54H35ZM67 51V50H66ZM66 51H65V54H66ZM93 51V50H92ZM145 51V50H144ZM144 51H141L142 53L144 52ZM148 51V50H147ZM146 51V52H147ZM150 51V50H149ZM249 51V50H248ZM247 51V52H248ZM23 52V51H22ZM25 52V51H24ZM23 52V53H24ZM48 52V50H47V55H48V57H49V55H52L53 56V53L55 54V52H57V54L56 55H58V51H54L53 53H50V54H48L49 53ZM61 52V51H60ZM69 52L70 51H68V53H67V55L69 54ZM88 52H90V51H88ZM94 52V51H93ZM126 52V51H125ZM134 52V51H133ZM146 52L145 53H143V54H146ZM183 52H184V50H183ZM182 52V53H183ZM193 52H194V50H193ZM251 52V51H250ZM254 52V51H253ZM6 53V52H5ZM21 53V52H20ZM30 53H32L31 51H30ZM41 53H46V51L45 52H43V51H41L40 52V54ZM76 53V52H75ZM126 53H128V52H126ZM140 53V52H139ZM148 53V52H147ZM170 53V54H171ZM188 53V52H187ZM209 53V52H208ZM2 54H3V52H2ZM33 54V53H32ZM40 54L38 55L39 57H41L40 56ZM60 54V53H59ZM86 54V53H85ZM89 54V53H88ZM97 54H98V52H97ZM120 54V56H123L124 58H125V54ZM135 54V53H134ZM164 54H165V52H164ZM164 54H162V55H164ZM196 54V53H195ZM207 54V53H206ZM205 54V52H203V54H202V56H203V58H205V56H206V58H205V60H207V58L209 57V60L212 62L213 61V58L212 59H210L211 57V55H212V52H210L209 53V56L208 55H206ZM211 54V55H210ZM4 55V54H3ZM45 55V54H44ZM44 55L42 56L43 57V59H45L44 58ZM56 55H55V58H57L56 57ZM87 55V54H86ZM90 56H93V60H92V64L94 65V69L96 68L95 67V64L93 63V61L95 62V60H94V56L96 57V55H95V52H94V55H92L91 53L89 54ZM129 55V54H128ZM140 55H142V54H140ZM198 55H200V54H198ZM18 56H19V54H18ZM28 56V55H27ZM33 56V55H32ZM37 56V58L35 57V55H34V57L36 58V59H38L39 57ZM130 56V55H129ZM135 56V55H134ZM145 56V55H144ZM143 56V57H144ZM202 56L201 57H199V58H201L202 60H203V63L202 64H200V63H198V66L200 67L201 65H203V67H202V69L204 68V66H206L207 68H208V65H204V63L206 62L203 58H202ZM246 56H247V53H246ZM9 57V56H8ZM15 57V61H16V55L14 56ZM30 56H28V58H29ZM45 57H46V55H45ZM99 57V56H98ZM103 57V56H102ZM110 57V56H109ZM115 57H116V55H115ZM114 57V58H115ZM118 58H119V54H118V56H117ZM146 57V56H145ZM144 57V58H145ZM255 57V56H254ZM21 58V57H20ZM27 58V57H26ZM33 58V57H32ZM50 58V57H49ZM97 58V57H96ZM122 58V57H121ZM127 59H128V57H126ZM124 59V62L126 61L127 63L130 61H128L127 59ZM141 58H142V56H141ZM155 58V57H154ZM243 58V57H242ZM256 58V57H255ZM2 59V55H1V53H0V60ZM12 59V58H11ZM30 59V58H29ZM39 59H41V58H39ZM50 59H53V58H50ZM50 59H47V61H45V63L46 62H48V60H50ZM82 59V58H81ZM80 59V60H81ZM133 59V58H132ZM175 59V58H174ZM198 59V58H197ZM244 59V58H243ZM257 59V58H256ZM33 60V59H32ZM56 60V59H55ZM86 60V59H85ZM88 60V59H87ZM98 60V59H97ZM114 61L115 60H117L116 58L115 59H113ZM119 60V59H118ZM117 60V61H118ZM155 60H157V59H155ZM159 60H162V59H159ZM158 60V61H159ZM163 60H164V57H163ZM259 60V59H258ZM263 60H264V57H263ZM36 61V60H35ZM40 61H42V59L40 60ZM57 61V60H56ZM90 61V60H89ZM110 61V60H109ZM116 61V62H117ZM122 61H123V58H122ZM192 61V60H191ZM197 61V60H196ZM201 61V60H200ZM205 61V62H204ZM254 61V60H253ZM14 62V61H13ZM12 62V63H13ZM18 62H19V60H18ZM29 62V61H28ZM73 62H74V60H73ZM72 62V63H73ZM88 62V61H87ZM98 62H100V61H98ZM121 64H120V63ZM124 62H121V60L120 61H118V63L120 64V67H121V65H122V67H124L126 64V62L124 63ZM132 62H134L133 60H132ZM132 62L130 61L128 64L129 65H126L125 67L127 68V67H129V66H133V65H131L132 64ZM156 62V61H155ZM183 62V61H182ZM194 62V61H193ZM209 61H207V63H208ZM241 62V61H240ZM257 62V61H256ZM255 62V63H256ZM263 62V61H262ZM0 63L2 64L3 62H1L0 61ZM39 63H41V64H43L44 65V62L42 61V62H39ZM39 63H38V65H39ZM101 63L102 62H100V65H101ZM112 63H113V61H112ZM115 63V62H114ZM138 63V62H137ZM137 63L135 62V64L137 65ZM157 63H159V62H157ZM207 63H205V64H207ZM210 63V62H209ZM259 63V62H258ZM258 63L256 64V65H258ZM16 64V63H15ZM14 63H13V65H15ZM57 64V63H56ZM86 64V63H85ZM99 64V63H98ZM125 64V65H124ZM134 64V63H133ZM197 64V63H196ZM195 64V65H196ZM200 64V65H199ZM211 64H213V63H211ZM253 64V63H252ZM43 65H42V67H43ZM72 65V64H71ZM87 65V64H86ZM116 65H118V64H116ZM135 65V66H136ZM139 65V64H138ZM138 65H137V67H138ZM210 65V64H209ZM3 66V65H2ZM49 66V65H48ZM50 66H54V65H50ZM49 66V67H50ZM56 66V65H55ZM66 66V65H65ZM92 66V65H91ZM99 66V65H98ZM135 66H134V68H135ZM194 66V65H193ZM255 66V65H254ZM15 66H13L12 67V69H16V68H14ZM49 67H44L45 68V70H47V71H49V73H47V76H48V74H49V78H50V74H51V70H48L47 68H49ZM71 66H69V68H70ZM87 67V66H86ZM147 67V66H146ZM183 67V66H182ZM245 67V66H244ZM248 67V66H247ZM262 67H263V65L262 66H260L258 69H257V72L258 71H260V70H262ZM4 68V67H3ZM38 68V67H37ZM55 67H53V69H54ZM64 68V67H63ZM91 68V67H90ZM240 68V67H239ZM50 69H52L51 67H50ZM52 69V70H53ZM72 69V68H71ZM87 69V68H86ZM184 69V68H183ZM204 69H206V68H204ZM241 69V68H240ZM13 70V71H14ZM41 70V69H40ZM69 70V69H68ZM72 70H74V69H72ZM114 70V69H113ZM199 70H200V68H199ZM198 70V71H199ZM207 70V69H206ZM6 71V70H5ZM12 71V70H11ZM42 71V70H41ZM46 71V72H47ZM64 71V70H63ZM70 71V70H69ZM77 71V70H76ZM82 71V70H81ZM91 71V70H90ZM197 71V72H198ZM255 71V70H254ZM253 71V72H254ZM45 72V73H46ZM74 72V71H73ZM89 72V71H88ZM120 72H121V70H120ZM119 72V73H120ZM139 72H141V71H139ZM202 72V71H201ZM240 72V71H239ZM242 72V71H241ZM256 72V73H257ZM15 73V72H14ZM118 73V74H119ZM131 73V72H130ZM134 73V72H133ZM135 73H137V72H135ZM192 73V72H191ZM203 73H204V71H203ZM202 73V74H203ZM254 74V78H252V79H255V78H258V77H255V75H259V74ZM7 74V73H6ZM68 74V73H67ZM71 74V73H70ZM80 74V73H79ZM92 74V73H91ZM93 74H95V73H93ZM98 74V73H97ZM96 74V75H97ZM112 74V73H111ZM124 74V75H123ZM122 75V77H124V76H127V77H125V78H127L128 79V77L130 78V76H128L127 74H125V73H123ZM129 74V73H128ZM138 74V73H137ZM176 74V73H175ZM194 74V73H193ZM199 74H200V72H199ZM202 74H200V75H202ZM43 75V77L45 76V74H42ZM41 75V76H42ZM64 75H65V73L63 72V74H62V77H64ZM129 75H132V74H129ZM156 75V74H155ZM188 75H190V74H188ZM192 75V74H191ZM195 76L194 77H196L197 78V75L196 74H194ZM54 76V75H53ZM70 76V75H69ZM94 76V75H93ZM113 76V75H112ZM180 76V75H179ZM262 76V75H261ZM79 77V76H78ZM111 77V76H110ZM132 77V76H131ZM134 77H136V76H134ZM189 77V76H188ZM199 77V76H198ZM229 77H230V75H229ZM228 77V79H230ZM242 77V76H241ZM45 78H46V76H45ZM45 78H43V80L45 79ZM53 78V77H52ZM65 78H67V75H66V77ZM91 78V77H90ZM148 78V77H147ZM152 78V77H151ZM70 79V78H69ZM69 79H68V81H69ZM93 79V78H92ZM95 79V78H94ZM116 79V78H115ZM127 79H126V81H127ZM145 79V78H144ZM153 79V78H152ZM185 80L187 79V77L186 78H184ZM184 79L182 80V82L184 81ZM66 80V79H65ZM71 80V79H70ZM96 80V79H95ZM110 80V79H109ZM136 80V79H135ZM151 80V79H150ZM159 80V79H158ZM188 80V79H187ZM199 80H200V77H199ZM218 80V79H217ZM238 80V79H237ZM256 80V79H255ZM264 80V79H263ZM87 81V80H86ZM90 80L88 79V82H89ZM113 81V80H112ZM152 81V80H151ZM233 82L235 81V80H232ZM247 81H249V80H247ZM38 82H40V84L38 83V87H39V85H41V81L39 80ZM43 82V81H42ZM49 82V81H48ZM97 82V81H96ZM95 82V83H96ZM101 82V81H100ZM114 82V81H113ZM156 82V81H155ZM154 82V83H155ZM182 82H180V83H182ZM217 82V81H216ZM240 82V81H239ZM245 82V81H244ZM253 82H254V80H253ZM252 82V83H253ZM256 82V81H255ZM259 82H261L260 80H259ZM3 84V83H2ZM17 84V83H16ZM60 84V83H59ZM74 84H76L75 82H74ZM107 84H109V83H107ZM125 84V83H124ZM145 84V83H144ZM152 84V83H151ZM184 84V83H183ZM216 84V83H215ZM231 84V83H230ZM234 84H235V82H234ZM237 84V83H236ZM241 84V83H240ZM50 85V84H49ZM73 85V84H72ZM92 85V88H94V89H97V88H99V87H93L94 86V83L93 84H91ZM95 85H97V84H95ZM118 85V84H117ZM148 85V84H147ZM150 85V84H149ZM19 86V85H18ZM66 86H69V85H66ZM109 86L111 87V85L109 84ZM119 86V85H118ZM155 86V85H154ZM232 86H233V84H232ZM232 86H229V89H231V90H233L234 88H230V87H232ZM247 86H248V84H247ZM0 87H1V85H0ZM41 87V86H40ZM44 87H45V85H44ZM43 87V88H44ZM51 87V86H50ZM58 87V86H57ZM56 87V90L58 89ZM70 87H71V85H70ZM86 87V86H85ZM90 88H91V86H89ZM106 87H108V86H106ZM149 87V86H148ZM62 88V87H61ZM152 88V87H151ZM235 88L237 89V87L235 86ZM239 88V87H238ZM39 89H41V88H39ZM60 89V88H59ZM108 89V88H107ZM112 89V88H111ZM167 89V88H166ZM236 89H234V91L236 90ZM38 90V89H37ZM56 90H54L55 92H56V94L55 95H57V91ZM113 90V89H112ZM134 90H135V88H134ZM172 90V89H171ZM170 90V91H171ZM230 90V91H231ZM247 90H249L250 91V89H247ZM42 91V90H41ZM50 91H52V90H50ZM49 91V92H50ZM106 91H109V89L108 90H106L105 89V93L103 92V94L101 95V97L102 96H105V95H107L108 93H106ZM229 91V92H230ZM233 91V92H234ZM237 91V90H236ZM242 91V90H241ZM252 91V90H251ZM113 92V91H112ZM147 92V91H146ZM243 92V91H242ZM261 92V91H260ZM43 93V92H42ZM209 93V92H208ZM207 93V94H208ZM237 93V92H236ZM240 93V92H239ZM6 94V93H5ZM5 94H3V95H5ZM68 94V93H67ZM109 94H111V93H109ZM108 94V95H109ZM177 94V93H176ZM229 94V93H228ZM245 94H246V92H245ZM260 94V93H259ZM258 94V95H259ZM2 95V96H3ZM18 95V94H17ZM43 94H41V95H39L38 94V97L40 96H42ZM54 95V96H55ZM60 95H61V93H60ZM93 95V94H92ZM154 95V94H153ZM166 95V94H165ZM170 95V94H169ZM179 95V94H178ZM181 96L183 95V94H180ZM7 98H6V100L9 98V95L7 94ZM13 96H15L14 94H13ZM36 96V95H35ZM46 96V95H45ZM44 96V97H45ZM53 96V95H52ZM66 96V95H65ZM90 96H91V94H90ZM89 96V97H90ZM109 96H111V95H109ZM109 96H105V97H103L104 99H106L105 101H106V104H105V106H107L108 105V99L106 98V97H109ZM131 96V95H130ZM235 96V95H234ZM4 97V96H3ZM2 97V98H3ZM93 97V96H92ZM91 97V98H92ZM179 97V96H178ZM184 97V96H183ZM236 97V96H235ZM130 98V97H129ZM145 98V97H144ZM10 99V98H9ZM8 99V100H9ZM14 99H16V97H14ZM27 99V98H26ZM29 99V98H28ZM43 99H45V98H43ZM42 99V100H43ZM47 99H49L48 97H47ZM53 99V98H52ZM90 99V98H89ZM102 99V98H101ZM179 99V98H178ZM246 99V98H245ZM17 100V99H16ZM18 100H20V98L18 99ZM17 100V101H18ZM37 100V99H36ZM39 100V99H38ZM42 100H40V101H42ZM93 100V99H92ZM103 100V99H102ZM133 100V99H132ZM158 100V99H157ZM207 100V99H206ZM238 100V99H237ZM29 101H31V99H29ZM44 101V100H43ZM46 101V100H45ZM87 101H89V100H87ZM99 101H100V99H99ZM105 101L103 102V103H105ZM110 101H111V98H110ZM162 101V100H161ZM4 102V101H3ZM9 102V101H8ZM21 102V103H20ZM22 102H24V100L23 101H19V103L20 104H22ZM32 102V101H31ZM36 102V101H35ZM111 102H113V100L111 101ZM131 102V101H130ZM6 103V102H5ZM27 103V102H26ZM26 103H24L25 105H27L28 106V104H26ZM33 103V102H32ZM44 103V102H43ZM43 103H41L42 105H43ZM90 103H92V102H90ZM243 103H245V100H243ZM242 103V104H243ZM10 107L12 108L13 106H14V104H13V106H12V101H10ZM31 104V103H30ZM57 104V103H56ZM109 104L111 105H108L109 107H106V109L107 108H111L112 107V104L109 102ZM150 104H152V103H150ZM9 105V104H8ZM17 105V104H16ZM23 105V104H22ZM33 105V104H32ZM36 105H38V104H36ZM40 105V104H39ZM69 105V104H68ZM67 105V106H68ZM100 106H101V104H99ZM130 105V104H129ZM131 105H133V104H131ZM148 105V104H147ZM163 105V104H162ZM261 105V104H260ZM18 106V105H17ZM46 106V104H44V107L43 108H46L47 109V107H45ZM53 106H55V105H53ZM102 106H103V104H102ZM104 106V107H105ZM262 106V105H261ZM16 107V106H15ZM19 107V106H18ZM29 107V106H28ZM133 107V106H132ZM131 107V108H132ZM177 107V106H176ZM27 108V107H26ZM34 108V107H33ZM49 108V107H48ZM80 108V107H79ZM86 108H87V106H86ZM97 108H101V107H97ZM128 108V107H127ZM129 108H130V106H129ZM154 108V107H153ZM171 108H172V106H171ZM174 108H175V105H174ZM256 108V107H255ZM10 108H9V106H8V110H9ZM17 109V108H16ZM22 109V108H21ZM24 109V108H23ZM32 109V108H31ZM31 109H30V112H31ZM35 109V108H34ZM40 109V108H39ZM38 109V110H39ZM56 109V108H55ZM54 109V110H55ZM105 109V108H104ZM103 109V110H104ZM108 109V110H109ZM151 109V108H150ZM7 110V111H8ZM11 110H13V108L11 109ZM20 110V109H19ZM27 110H29V109H27ZM33 110V109H32ZM45 110V109H44ZM87 110V109H86ZM102 111V109H99V111H97L95 114L98 116V119H100V118H102V117H100V115H102V113H100L101 111ZM131 110V109H130ZM133 110V109H132ZM159 110V109H158ZM245 110V109H244ZM7 111H6V113H7ZM14 111V110H13ZM37 111V110H36ZM67 111V110H66ZM65 111V112H66ZM78 110H76V112H77ZM170 111H171V109H170ZM169 111V112H170ZM230 111H231V109H230ZM18 113H19V111H17ZM33 112L34 111H32L31 113L33 114ZM41 112H43V110L41 111ZM48 112V111H47ZM80 112V111H79ZM103 112V111H102ZM105 113H107L106 111H104ZM231 112H233V111H231ZM35 114L34 115H36V112H34ZM40 113V112H39ZM39 113H38V115H39ZM44 113V112H43ZM42 113V114H43ZM46 113V112H45ZM100 113V114H99ZM108 113H109V111H108ZM107 113V114H108ZM168 113V112H167ZM166 113V114H167ZM8 114H10V115H8V116H10V117H12L11 116V111H10V113H9V111H8ZM17 114V113H16ZM15 114V115H16ZM40 115L41 116V118L43 117L44 118V116H46L47 117V115H45L44 114V116L43 115ZM48 114H49V112H48ZM106 114V115H107ZM78 115V113L76 114V116ZM83 115V114H82ZM96 115H95V118L97 119V117H96ZM103 115H104V113H103ZM102 115V116H103ZM105 115V116H106ZM133 115V114H132ZM158 115V114H157ZM6 116H7V114H6ZM8 116H7V118H8ZM18 116H19V114H18ZM56 116V115H55ZM66 116V115H65ZM104 116V117H105ZM150 116V115H149ZM9 117V118H10ZM19 117H22L21 116V114H20V116ZM36 118H37V115L35 116ZM45 117V119H50V117H47L46 118ZM78 117V116H77ZM86 117V116H85ZM84 117V118H85ZM121 117V116H120ZM150 117H152V116H150ZM163 117V116H162ZM3 118H5V117H3ZM14 118V117H13ZM16 118H17V115H16ZM23 118V117H22ZM22 118H20V120L22 119ZM33 118V117H32ZM36 118H34V120H36ZM54 118V117H53ZM83 118V119H84ZM122 118V117H121ZM149 118V117H148ZM168 118H170V117H168ZM28 119V118H27ZM78 119V118H77ZM130 119V118H129ZM135 119V118H134ZM140 119V118H139ZM227 119H228V117H227ZM231 119V118H230ZM15 120V119H14ZM13 120V121H14ZM39 120V119H38ZM44 120V119H43ZM69 120H70V118H69ZM104 120V119H103ZM102 120V121H103ZM118 120V119H117ZM145 120V119H144ZM143 120V121H144ZM226 120V119H225ZM239 120V119H238ZM6 120H4V122H5ZM46 121V120H45ZM63 121V120H62ZM94 121H96V120H94ZM159 121H162V120H159ZM24 122V121H23ZM28 123V125L30 124L27 120L25 121V124H26V127H27V129H28V131H29V129L31 128V127H33V125L30 127V125L28 126L27 125V123ZM44 122V121H43ZM69 122V121H68ZM67 122V123H68ZM99 123L101 122V120L100 121H98ZM97 122V123H98ZM103 122H105V120L103 121ZM107 122V121H106ZM119 122H120V120H119ZM12 123V122H11ZM17 123H19V124H17ZM71 123V122H70ZM115 123H117V122H114L113 124H115ZM128 123V122H127ZM138 123V122H137ZM145 123V122H144ZM158 123V122H157ZM8 124V123H7ZM10 124V123H9ZM24 123H21V125H23ZM62 124V123H61ZM101 124H102V122H101ZM132 124V123H131ZM130 124V125H131ZM139 124V123H138ZM156 124V123H155ZM225 124H228V122L226 123V121H225ZM230 124H232L231 122H230ZM230 124H228V126L230 125ZM5 125V124H4ZM12 125V124H11ZM16 125H20V122H16ZM44 125V124H43ZM13 126V125H12ZM25 126V125H24ZM69 126H70V124H69ZM102 125H100V127H101ZM112 126V124L110 125V127ZM222 126V125H221ZM6 126H4V128H5ZM30 127V128H29ZM35 128H38V127H36V126H34ZM48 127V126H47ZM74 127H75V125H74ZM96 127V126H95ZM105 127V126H104ZM103 127V128H104ZM115 127H117V126H115L114 125V128L113 127H111V129H115ZM151 127H152V125H151ZM219 127V126H218ZM245 127V126H244ZM3 128V127H2ZM4 128H3V134H4V131H6V130H4ZM9 128V127H8ZM19 128H20V126H19ZM22 128H25V127H22ZM44 128V127H43ZM60 128V127H59ZM61 128H63V125H62V127ZM109 128V127H108ZM129 128V127H128ZM148 128V127H147ZM159 128V127H158ZM163 128V127H162ZM221 128V127H220ZM1 129V128H0ZM11 129H12V127H11ZM39 129V128H38ZM48 129V128H47ZM124 129V128H123ZM223 129V128H222ZM17 130H18V128H17ZM20 130V129H19ZM23 129H21V131H22ZM34 130H37V129H34ZM33 130V132H34V134L36 133L35 131ZM46 130V129H45ZM99 130V129H98ZM128 130V129H127ZM21 131H19L20 133H23V134H25L24 132L26 131V128H25V130H23L24 132H21ZM140 131V130H139ZM18 132V133H19ZM32 132V131H31ZM79 132V131H78ZM99 132V131H98ZM109 132H112V130L110 131V129H109ZM128 132V131H127ZM153 132V131H152ZM224 132V131H223ZM6 133V132H5ZM11 133L13 134V132L11 131ZM10 133V134H11ZM17 133V132H16ZM18 133H17V135H18ZM19 133V136L21 135ZM37 133H39V131H37ZM36 133V134H37ZM41 133V132H40ZM67 133V132H66ZM118 133V132H117ZM220 133H222V131L220 132ZM9 134V135H10ZM33 134V135H34ZM77 134V133H76ZM75 134V135H76ZM111 134V133H110ZM5 135V134H4ZM7 135H8V133H7ZM14 135V134H13ZM12 135V136H13ZM26 135V134H25ZM65 135V134H64ZM70 135V134H69ZM68 135V136H69ZM87 135V134H86ZM94 135V134H93ZM105 135H108V134H105ZM128 135V134H127ZM138 135V134H137ZM150 135H151V133H150ZM15 136V135H14ZM13 136V137H14ZM36 136V135H35ZM65 136H67V134L65 135ZM126 136V135H125ZM8 137V136H7ZM12 137V138H13ZM16 137V136H15ZM107 137V136H106ZM114 137V136H113ZM5 138H6V136H4V139H3V137H2V139L4 140V141H6L5 140ZM18 137H16V139H17ZM19 138H21V137H19ZM61 138V137H60ZM60 138H58V139H60ZM62 138H64V136L62 137ZM66 138V137H65ZM68 138V137H67ZM105 138V137H104ZM15 139V138H14ZM15 139V140H16ZM23 139H24V141H23ZM28 138H26L25 139V136L22 138V140H20V139H17V141L18 142H16V144L18 143L19 144V147H18V145H16L17 147H18V151L15 149L13 152H18L19 153V151L21 150V149H19L20 148V146L21 145H24V143L26 142V141H28L27 140ZM77 139V138H76ZM114 139V138H113ZM229 139V138H228ZM248 139V138H247ZM13 142H15L13 139H11ZM83 140V139H82ZM133 140V139H132ZM23 141V142H22ZM30 141V140H29ZM61 141H63V139L61 140ZM72 141V140H71ZM105 141V140H104ZM138 141V140H137ZM201 141H202V139H201ZM201 141H200V143H199V145L200 144H202L201 143ZM21 142L23 143V144H21ZM60 142V141H59ZM92 142V141H91ZM107 142V141H106ZM123 142V141H122ZM185 142V141H184ZM7 143V142H6ZM28 143V142H27ZM139 143V142H138ZM189 143V142H188ZM13 144H15V143H13ZM21 144V145H20ZM26 144V143H25ZM60 144V143H59ZM90 144V143H89ZM180 144V143H179ZM64 145V144H63ZM69 145V144H68ZM198 145V146H199ZM11 146V145H10ZM15 146V145H14ZM14 146L12 147V149H14ZM25 146V145H24ZM28 146V145H27ZM58 146V145H57ZM201 146V145H200ZM23 147V146H22ZM67 147V146H66ZM65 146L63 147V150L62 151H64V148H66ZM11 148V147H10ZM84 148V147H83ZM203 148V147H202ZM22 149H24V147L22 148ZM28 149V148H27ZM71 149V148H70ZM69 148H68V150H70ZM113 149H114V147H113ZM35 150V149H34ZM65 150H67V148L65 149ZM67 150V151H68ZM16 152V153H17ZM21 152L23 153V152H25V151H22L21 150ZM64 152H66V151H64ZM70 152V151H69ZM69 152H67L66 154H69ZM112 152V151H111ZM158 152V151H157ZM6 153V152H5ZM22 153H20V154H22ZM62 153V152H61ZM83 153V152H82ZM53 154V153H52ZM65 154V155H66ZM23 155V154H22ZM51 155V154H50ZM80 155H81V153H80ZM18 156H19V154H18ZM6 157V156H5ZM14 157H16V156H14ZM20 157V156H19ZM66 157H67V155H66ZM20 158H22V157H20ZM19 158V159H20ZM69 158V157H68ZM91 158V157H90ZM16 159H17V157H16ZM15 159V160H16ZM27 159H28V157H27ZM50 160V159H49ZM82 160V159H81ZM88 160V159H87ZM11 161V160H10ZM19 161V160H18ZM20 161H22V160H20ZM19 161V162H20ZM51 161V160H50ZM64 161V160H63ZM78 161V160H77ZM90 161V160H89ZM2 162V161H1ZM5 162V161H4ZM38 162H40V161H38ZM91 162V161H90ZM21 163V162H20ZM55 163V162H54ZM4 164V163H3ZM52 164V163H51ZM85 164H86V162H85ZM16 166V165H15ZM80 166V165H79ZM59 167V166H58ZM6 168V167H5ZM5 168H3V169H5ZM17 167H15V169H16ZM20 168V167H19ZM55 168H56V166H55ZM2 169V170H3ZM44 169V168H43ZM58 169V168H57ZM6 170V169H5ZM11 170V169H10ZM22 170V169H21ZM61 170V169H60ZM0 171H1V169H0ZM15 172L17 171V170H14ZM5 172V171H4ZM4 172L2 173V174H4ZM48 171H46V173H47ZM78 172V171H77ZM0 174H1V172H0ZM63 174V173H62ZM44 175V174H43ZM42 175V176H43ZM52 175H53V173H52ZM51 175V176H52ZM66 175V174H65ZM50 176V177H51ZM1 177V176H0ZM18 177V176H17ZM131 177V176H130ZM70 177H68V179H69ZM28 179V178H27ZM3 181H4V179H2ZM67 180V179H66ZM65 180V181H66ZM126 180V179H125ZM3 181H1L0 182V184H2L3 185ZM113 190L114 189H112V190H110V192L112 191V193H114L113 192ZM126 190V189H125ZM106 191V190H105ZM109 191V190H108ZM123 191V190H122ZM107 192V191H106ZM112 193H111V195H112ZM120 193V192H119ZM121 193H123V192H121ZM125 193H127L126 191H125ZM115 194V193H114ZM113 194V195H114ZM110 195V196H111ZM67 196V195H66ZM126 196V195H125ZM75 197V196H74ZM97 197V196H96ZM96 197H94L95 199H93V198H91V199H93V200H89V199H81V201H79V202H70V204H69V207L70 206H72V208L71 209H73L74 210V212H76L75 214H70V215H72V217L70 218V217H68V218H70L71 219V221L73 222V223H78V224H81V226L83 227V229H85V227H87V228H94V229H97V231H98V228H99V230H100V228L102 227L101 226V223H102V219L103 218H105L107 215L106 214H109V211H111L110 210V208H113V207H111V204H108V203H104L103 201L102 202H98V200H97V198ZM140 197V196H139ZM143 197V196H142ZM66 198V197H65ZM76 198V197H75ZM79 198V197H78ZM101 198V197H100ZM133 198V197H132ZM135 198V197H134ZM57 199V198H56ZM64 199V198H63ZM105 199V198H104ZM121 199V198H120ZM95 200H97V201H95ZM107 200V199H106ZM126 201L123 203V205L121 204H119L117 207L119 208L118 209V214L117 215H119V213L121 214V210L123 211V210H125L124 212H126V210H129V209H131V208H134V211L133 212H136L135 210H136V208H140L139 210H141V209H143L144 208V206H141L142 204H139V203H136V201H135V206L136 205H138V207L136 206V208H135V206H131L130 204L132 203V201L131 200H129L130 202L127 204L126 202H128L127 201V199H125ZM137 200V199H136ZM139 200V199H138ZM114 202H116V201H113L112 203H114ZM139 202V201H138ZM116 204H117V202H116ZM147 205V204H146ZM140 206V207H139ZM67 207V206H66ZM115 207V206H114ZM65 208V207H64ZM101 208H103V210H104V212H101ZM70 209V208H69ZM106 209H109V211H108V213H106L105 211H107ZM62 210V209H61ZM96 210L98 211V213L96 212ZM114 210V209H113ZM132 210V209H131ZM218 210V209H217ZM70 212H71V210H69ZM68 211V212H69ZM117 211V210H116ZM35 212V211H34ZM128 212V211H127ZM126 212V213H127ZM129 212H130V210H129ZM140 212V211H139ZM66 213H67V211H66ZM105 213V214H104ZM110 213H112V211L110 212ZM125 213V214H126ZM61 214V213H60ZM69 214V213H68ZM113 214H114V212H113ZM112 214V215H113ZM116 214V213H115ZM125 214H123V215H125ZM130 214V213H129ZM135 214V213H134ZM145 214V213H144ZM147 214V213H146ZM74 215V216H73ZM105 215V217H103ZM110 215V214H109ZM116 215V216H117ZM127 215V214H126ZM69 216V215H68ZM120 216V215H119ZM142 216H143V214H142ZM149 216V215H148ZM113 217H114V215H113ZM122 217V216H121ZM112 218V217H111ZM110 217H109V219H111ZM118 219V218H117ZM69 220V219H68ZM91 220H93V222H91ZM107 221V220H106ZM106 221H103V222H105L106 223ZM112 221H113V218H112ZM169 221V220H168ZM173 221H175V220H173ZM215 221V220H214ZM108 222V221H107ZM165 222V221H164ZM172 222V221H171ZM258 222V221H257ZM89 224L90 223V225H86V224ZM167 223V222H166ZM170 223V222H169ZM183 223V222H182ZM61 224V223H60ZM72 224V223H71ZM82 224H85L86 226L84 227V225H82ZM160 224H162V223H160ZM171 224V223H170ZM168 225L167 224V226H165L166 227V230H165V228H164V232L166 231L168 234H169V238L170 239H163V238H159L160 240L162 239L163 241H160V240H157V241H160V242H158V243H155L154 242V240L151 242H142V243H140V245L139 246H137L138 248V252L139 253H137L136 254V257L140 254L141 256H142V254H143V252L144 251H146L147 250V252H148V250L150 251V253H151V255H157V256H159V257H163V259H164V261L165 260H167V259H174V260H176L175 262H170V263H172V264H264V232L262 231V230H260V231H257V232H255V233H252V234H254V235H252V234H249V235H252L251 237H249V235L248 234H244L245 235V237H242V238H235V237H233V238H230L231 239V246H226V245H223V244H221V243H219V242H217V243H215V244H213V241H214V239H215V235L214 236H212V234L210 235V237L209 236H207V235H205L204 233V231H203V233H197V232H195V231H192L191 229H189L190 228V226H189V228H186L185 226L182 228L181 226L180 227H175L174 228V226H172V225ZM174 224H176V223H174ZM180 224V223H179ZM178 224V225H179ZM62 225V224H61ZM60 225V226H61ZM185 225V224H184ZM264 224L262 223V226H263ZM257 226V225H256ZM261 226V225H260ZM158 227V226H157ZM251 227H254V226H251ZM63 228V227H62ZM66 228V227H65ZM257 228V227H256ZM259 228H261V227H259ZM64 229V228H63ZM79 229H81V228H79ZM201 229V228H200ZM258 229V228H257ZM261 229H263V228H261ZM53 230V229H52ZM84 231H86V229L84 230ZM262 231V232H261ZM70 232V231H69ZM252 232H253V230H252ZM175 233V234H174ZM215 233H217V232H215ZM247 233V232H246ZM78 234V233H77ZM53 235V234H52ZM80 235H83V237H86V233H83V234H80ZM164 235V234H163ZM175 235V236H174ZM234 235H237V234H233V236ZM247 235H248V237H247ZM78 236V235H77ZM155 236V235H154ZM238 236H240V235H238ZM154 238V237H153ZM223 238V237H222ZM117 239L119 240L118 242H122V243H120V246L119 245H116V246H114V251H113V253H112V257H110L111 258V260H108V259H105V261H102V263H100V261L101 260H103L102 258H100L98 255V257H96L95 259H94V261L92 260H90V261H85L84 262V264H137L136 262L138 261L137 259H136V257L135 258H133L132 257V255L130 254V252L128 253L126 250L127 249H125V246L123 245V244H125V242H127V241H129L130 239L128 238V240H127V236L126 237H124V236H118L117 237ZM156 239V238H155ZM127 240V241H126ZM211 240V241H210ZM225 240V239H224ZM229 240V239H228ZM131 241V240H130ZM130 241H129V243H130ZM144 241V240H143ZM226 242H227V244H228V241L227 240H225ZM230 242V241H229ZM155 243V245L156 244H159V245H156V247H155V245H153ZM21 244V243H20ZM230 244V243H229ZM127 245V244H126ZM132 245V244H131ZM22 246V245H21ZM27 246V245H26ZM13 247H15V246H13ZM17 247V246H16ZM127 248V247H126ZM16 249V248H15ZM124 250L127 252V254H125V255H123V253H124ZM144 253H146V252H144ZM147 254V253H146ZM134 255V254H133ZM148 255V254H147ZM150 255V256H151ZM144 257H145V259L144 260H146V256L145 255H143ZM149 256V257H150ZM153 257V256H152ZM141 258V257H140ZM155 258H158V257H155ZM56 259H57V257H56ZM53 260H55V259H53ZM49 263H51V262H48L47 264H49ZM43 264V263H42ZM60 264V263H59ZM138 264H140V263H138ZM163 264H166V261L163 263Z\"/></svg>",
  "mask_w": 264,
  "mask_h": 264
}]
</instances>
